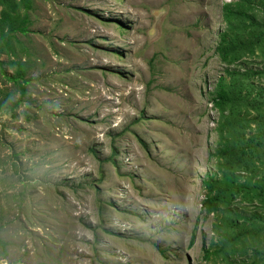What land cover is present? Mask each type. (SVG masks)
<instances>
[{"label":"rangeland","instance_id":"1","mask_svg":"<svg viewBox=\"0 0 264 264\" xmlns=\"http://www.w3.org/2000/svg\"><path fill=\"white\" fill-rule=\"evenodd\" d=\"M235 1L20 4L26 33L0 54V264H227L229 247L216 261L204 249L221 243V222L243 223L226 210L250 223L258 202L233 188L264 179L255 159L254 172L230 173L212 155L229 136L210 93L226 69L264 62V35L260 57L227 66L216 54L222 6ZM253 4L259 20L264 0ZM208 176L225 211L203 218ZM246 251L229 257L247 263Z\"/></svg>","mask_w":264,"mask_h":264},{"label":"trees","instance_id":"2","mask_svg":"<svg viewBox=\"0 0 264 264\" xmlns=\"http://www.w3.org/2000/svg\"><path fill=\"white\" fill-rule=\"evenodd\" d=\"M254 0H236L235 2L225 3L222 6V22L224 30L219 33V41L216 47V54L223 64L227 66H234L242 58L260 57L255 54L256 47L260 44L261 38L264 35V8L261 11V17L254 12ZM20 4L28 7V0H0V54L1 51L11 53L12 46L10 40L16 33H26L27 14L24 13L23 17L19 13ZM264 61V58H263ZM12 64L14 62H11ZM19 68L16 77L10 76L9 80L16 81L22 79L23 70ZM233 68L226 69V75L230 77L229 82H224V78H220L217 82L215 89L211 95L213 106L219 110L224 119L220 122L219 130L226 129L229 138L224 139L222 144L217 149H214L213 156L217 159L218 165L227 172H239L243 169L247 173L254 172L250 168L253 159L257 165L255 167L261 168L264 166V62L261 69H239ZM244 84L248 89H245ZM237 105L250 106V111H245L241 119L237 117ZM12 107L11 109H14ZM253 113L254 115H252ZM228 115V118L226 116ZM247 115H252L250 120L243 121ZM253 122L256 125L254 131L248 128L245 124L241 123ZM246 130V133L241 131ZM115 150L108 157L115 155ZM264 177V176H263ZM252 187L233 188L238 194L242 191V197H233L232 199H242L248 197L251 200H256L258 205L249 208L247 212L252 211L249 217L246 218L250 223L243 226L245 220V212L237 215L238 208L233 207L231 210H226L229 215H233L237 220L243 221L242 224L227 225L221 222L217 232L223 229L221 243L214 242L213 245L217 246L214 250L204 249V259L214 260L212 258L221 254L229 247L228 254L223 256V262L227 264H264V200L261 198L264 192V183ZM220 183L212 176L206 177L202 180L201 187L205 191L203 200L200 203L199 214L206 218L211 214L221 213L224 214L225 207L222 202V193L218 192ZM217 192V193H216ZM251 193V194H249ZM244 211V208H240ZM194 231L192 232L190 243L194 240ZM214 238V237H213ZM0 244H4L0 241ZM251 250L254 254L253 259H249L247 263L243 261L236 262L230 258L236 250ZM247 252V251H246ZM245 254V252H244ZM257 257V258H256ZM216 261V259L214 260Z\"/></svg>","mask_w":264,"mask_h":264}]
</instances>
